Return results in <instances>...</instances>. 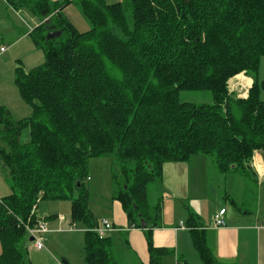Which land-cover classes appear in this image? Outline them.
<instances>
[{
  "label": "trees",
  "instance_id": "obj_1",
  "mask_svg": "<svg viewBox=\"0 0 264 264\" xmlns=\"http://www.w3.org/2000/svg\"><path fill=\"white\" fill-rule=\"evenodd\" d=\"M5 2L31 23L29 35L44 61L14 71L30 115L14 120L0 106V162L12 189L0 199V264H30L26 227L39 220L40 201L70 202L71 221L88 229L84 264H115L110 238L92 231L99 224L88 208L93 158L120 164L113 200L129 228L146 224L148 264H161L169 252L152 242L162 195L148 203V187L161 184L166 163L202 156L216 175L252 181L254 154L264 153V0ZM68 4L88 31L79 32L64 14ZM50 31L60 33L47 38ZM239 74L251 80L244 96L228 85ZM184 91H207L211 102H181ZM185 224L202 263L215 264L195 214Z\"/></svg>",
  "mask_w": 264,
  "mask_h": 264
},
{
  "label": "rangeland",
  "instance_id": "obj_2",
  "mask_svg": "<svg viewBox=\"0 0 264 264\" xmlns=\"http://www.w3.org/2000/svg\"><path fill=\"white\" fill-rule=\"evenodd\" d=\"M119 1L121 0H105L107 4H113ZM64 14L79 32L83 33L88 31L86 20L74 4L66 5ZM29 33L30 27L27 22L12 8L7 7L5 1L0 0V48H4V51L0 53V106L6 107L14 120L26 118L31 113L30 107L22 100L14 85L15 68L22 66L23 71L28 72L32 68L42 65L44 61L43 51L34 45ZM259 79L263 85L260 99L264 102V56L260 60ZM250 83V79L243 74H239L231 78L228 85L230 90L244 96L250 88ZM2 90L3 92L9 93L6 96H2ZM179 99L181 102L197 104L210 103L211 95L207 91H184L179 94ZM20 140L21 142L28 140L26 131L22 132ZM204 160L202 156H194V158L191 157L189 159L191 169V177H189L191 198L193 197L192 193L196 190V186L198 184L199 186L197 188L198 194L192 198V203L190 201L188 203L194 210H196L195 207L197 206L198 213L202 218L201 221L204 223L203 227L213 229L216 210L214 209V202L208 199V194L213 195L214 192L216 195L217 189L225 184L227 190L235 193L233 198H236L239 191H241L245 196L244 200L246 199L244 201L245 206L252 209V195L249 189L252 187L257 188V185H252L249 179H245L246 184L243 186L240 185L241 179L238 177L224 179L216 175L215 169L211 166L207 168ZM87 172L91 178L87 184L89 190L88 208L97 223L106 220L113 224L111 220L115 215L113 194H116L117 187L121 184L123 178L120 164L112 157L93 158L88 161ZM129 175L131 174L129 173ZM182 186L183 184L179 185V187ZM11 192V183L7 169H4L0 162V199L9 195ZM161 193L160 183L150 184L148 187V203L154 206L162 195ZM260 199L259 208H262L264 211V185L260 192ZM208 205H211L212 211L215 212L209 218ZM168 206L169 208L178 210L179 214L183 213V210L179 207V203L172 198L169 200ZM36 215L38 218L44 220L45 218H42L43 216H62L65 218V221L61 225L56 220L50 224L47 221L49 231L43 236L45 240L44 252L34 249L32 242H29L27 246V252H30L29 261L32 260V264H50V260L53 264H58L61 261L69 264L63 259V257H68L72 264H84V232L87 228L83 223H73V229H69L68 226L71 225L70 202L42 201L37 205ZM55 225L56 227L54 229H56V233L52 234L50 228ZM51 236L53 239H50ZM111 240L110 255L115 264H137L134 260V255L130 257L123 254L124 244L118 234L113 235Z\"/></svg>",
  "mask_w": 264,
  "mask_h": 264
},
{
  "label": "crops",
  "instance_id": "obj_3",
  "mask_svg": "<svg viewBox=\"0 0 264 264\" xmlns=\"http://www.w3.org/2000/svg\"><path fill=\"white\" fill-rule=\"evenodd\" d=\"M6 6L10 7L7 3ZM17 13L23 20L27 22L31 31V23L28 21V19H25L24 15L22 14L23 12L20 11ZM2 92V96H6L9 93ZM204 161L208 168L207 159ZM253 164L254 177L250 183H252V185H257V188L252 187L249 189L252 195V209L245 206L244 201L246 199L244 200L245 196L241 191H239V194L236 198H233L235 193L233 191L231 192L227 190L225 184L217 189L216 195L214 192L213 195H207L208 199L214 202L213 204L215 205L214 209L216 210V213L220 209H225V226L219 229L204 228V223L201 221L202 218L198 213L199 210L197 206L195 207L196 210H194V208H191L188 203V201L192 203V198L198 194L197 188L199 186V184L196 186V190L192 193L193 197L191 198V184L189 183L191 169L189 160L187 162L180 163H166L163 166V177L160 184L162 191L161 224L158 227L152 229L153 245L158 248H166L169 251L163 257L161 264H203L195 247L192 244L189 229L185 224L189 213L195 214V216L198 218V226L203 228L206 236V244L213 254L214 260L216 262L215 264H264V223H262L264 221V211L262 208H259V203L261 202L260 192L264 185L263 152H256ZM230 177H238L241 179L240 185L242 186L246 184V178L236 173H230L223 178L227 179ZM86 180L88 183L91 180L90 176H88ZM182 184L183 186L179 187V185ZM207 186L208 185L206 184V187ZM171 198L179 203L180 209L183 210L182 214H179L178 210L175 208H169L168 202L171 200ZM230 198L234 200L236 204L235 206L232 205ZM113 203L115 205V215L111 220L116 230L110 232L107 235L110 238L109 246H112L111 237L115 234H118L124 244V250H122L123 254L130 257L134 255V260L137 262V264H148L149 254L147 251L144 230L142 228L136 227L129 228L127 218L124 212L121 210L120 204L117 201H114ZM212 213L215 212L212 211L211 205H208V218ZM42 218H45V220H43L46 222V224L47 221H49L50 224L56 220L58 224L61 225V223L65 221V218H63V221H60L59 217L56 215H51V217L43 216ZM180 223L183 224V228L180 227ZM72 224L73 222L71 221V225ZM55 227L56 225L50 228L52 234L56 233V229H54ZM50 239H53V237L51 236ZM29 242L30 241H28V243ZM44 249L38 251L44 252ZM28 254L30 258V252ZM63 259H65L67 263L72 264L70 258L68 259V257H63ZM30 261V264H32V260ZM50 264H53L51 260ZM58 264H64V261H61Z\"/></svg>",
  "mask_w": 264,
  "mask_h": 264
},
{
  "label": "built area",
  "instance_id": "obj_4",
  "mask_svg": "<svg viewBox=\"0 0 264 264\" xmlns=\"http://www.w3.org/2000/svg\"><path fill=\"white\" fill-rule=\"evenodd\" d=\"M0 51H4V48H1ZM225 209H220L214 216V229H219L225 226L224 221ZM60 221H63V217H59ZM180 227L183 228V224L180 223ZM185 227V226H184ZM69 229H73V226L70 225ZM28 235L33 238L32 245L36 250L44 249L43 236L48 232L47 224L43 219H39L34 228L26 227ZM100 238H104L110 232L115 231V228L106 220H102L100 225L92 229Z\"/></svg>",
  "mask_w": 264,
  "mask_h": 264
},
{
  "label": "water",
  "instance_id": "obj_5",
  "mask_svg": "<svg viewBox=\"0 0 264 264\" xmlns=\"http://www.w3.org/2000/svg\"><path fill=\"white\" fill-rule=\"evenodd\" d=\"M59 31H50L48 34H47V38H55V37H57L58 35H59ZM141 228L142 229H145L146 228V224H142L141 225ZM32 240H33V238L32 237H30L29 238V241H31L32 242ZM64 264H65V262H64Z\"/></svg>",
  "mask_w": 264,
  "mask_h": 264
}]
</instances>
